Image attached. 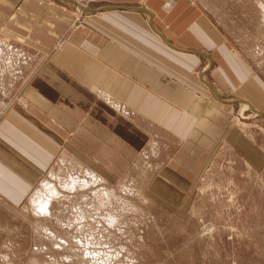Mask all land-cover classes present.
Segmentation results:
<instances>
[{"label": "crops", "instance_id": "obj_1", "mask_svg": "<svg viewBox=\"0 0 264 264\" xmlns=\"http://www.w3.org/2000/svg\"><path fill=\"white\" fill-rule=\"evenodd\" d=\"M82 1L0 0V39L41 62L0 119L1 200L22 204L60 159L113 184L151 146L144 191L185 196L229 155L264 175V77L227 19L203 0H91L70 31Z\"/></svg>", "mask_w": 264, "mask_h": 264}, {"label": "rangeland", "instance_id": "obj_2", "mask_svg": "<svg viewBox=\"0 0 264 264\" xmlns=\"http://www.w3.org/2000/svg\"><path fill=\"white\" fill-rule=\"evenodd\" d=\"M225 1L240 9L219 14ZM82 2L86 8L92 1ZM203 2L218 22L227 19L222 26L234 49L264 77L263 3ZM71 11L70 31L84 29L85 14ZM40 65L35 53L0 39V119ZM150 148L113 184L60 159L22 204L0 199V264H264V175L229 155L185 196L162 183L148 192L137 169L156 162Z\"/></svg>", "mask_w": 264, "mask_h": 264}, {"label": "bare ground", "instance_id": "obj_3", "mask_svg": "<svg viewBox=\"0 0 264 264\" xmlns=\"http://www.w3.org/2000/svg\"><path fill=\"white\" fill-rule=\"evenodd\" d=\"M79 11H78V13H77V15L79 16H81V14H83V12L84 13H86V8L84 9L83 7H81V9H78ZM74 19H75V17H74ZM77 21V20H76ZM78 22V21H77ZM98 180H100V179H98ZM86 200V199H85ZM48 204H49V202H48ZM47 206V205H46ZM48 207H43L42 208V210L44 209L45 211H46V214H47V211H48V209H47ZM43 214H45V212L43 213Z\"/></svg>", "mask_w": 264, "mask_h": 264}, {"label": "built area", "instance_id": "obj_4", "mask_svg": "<svg viewBox=\"0 0 264 264\" xmlns=\"http://www.w3.org/2000/svg\"><path fill=\"white\" fill-rule=\"evenodd\" d=\"M84 24H85V23H84ZM84 24H83V22H82L81 26H84Z\"/></svg>", "mask_w": 264, "mask_h": 264}]
</instances>
